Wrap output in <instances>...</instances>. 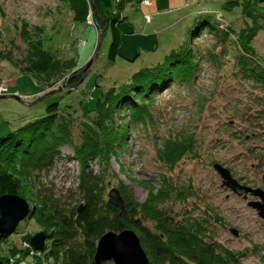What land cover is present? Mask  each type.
I'll use <instances>...</instances> for the list:
<instances>
[{"label":"rangeland","instance_id":"374dc122","mask_svg":"<svg viewBox=\"0 0 264 264\" xmlns=\"http://www.w3.org/2000/svg\"><path fill=\"white\" fill-rule=\"evenodd\" d=\"M224 1L183 0V6L166 8L172 0H158L164 10L155 12V6H141L137 0L127 2L121 11L115 9L114 0H102L108 17L120 16L116 27L121 44L110 62L111 26L103 28L91 6L89 23L73 20L67 0H0V84L6 86L0 95L10 96L0 98V138L43 117L53 102L65 111L59 112L64 118L71 113L72 143L61 144L51 165L26 182L30 210L39 207L36 194L49 204L81 207L77 187L82 165L73 146L83 143V133L96 128L98 95L129 83L133 73L157 66L172 49L186 43L197 56L195 78L159 87L147 103L150 116L145 123L130 124L123 146L107 157L90 160L88 168L102 176L106 201L112 187L140 205L151 197L171 226L197 228L217 253L233 252L237 264H264V219L247 205L256 198L248 194L244 198L221 186L213 168L219 163L242 184L264 189V86L245 75L241 65L250 60L258 64L255 59L241 55L235 35H223L228 25L237 31L247 25L239 9L221 11ZM259 4L264 5V0ZM146 13L151 22H145ZM200 14L204 17L196 21L199 28L190 34ZM255 25L259 27L250 47L258 68H264V13ZM23 33L56 58L73 59L81 68L79 80L74 83L68 76L72 68L61 69L63 74L50 80L26 71L28 47ZM123 119L127 114L121 113L116 123ZM137 219L155 230L156 222L143 211ZM43 229L35 218L27 217L0 241V253L19 264H52L28 244Z\"/></svg>","mask_w":264,"mask_h":264},{"label":"trees","instance_id":"16d2710c","mask_svg":"<svg viewBox=\"0 0 264 264\" xmlns=\"http://www.w3.org/2000/svg\"><path fill=\"white\" fill-rule=\"evenodd\" d=\"M67 1L74 13L73 20L85 22L88 6H91L94 17L101 20L103 28L110 24L112 36L107 56L110 62H114L121 44L120 31L116 27L120 20L118 13L108 17L102 0ZM130 1L132 0H121L115 4V9L121 11ZM260 2L262 0H225L221 6L222 12L234 13L239 9V13L243 15L242 20L247 23L238 31L228 25L229 29L226 28L223 35H235L241 55L255 59L258 64L259 60L250 47V41L259 27L255 25V20L258 16L263 17L264 5H258ZM201 15L195 17L197 19L192 24V29L190 28V34L199 28V25L197 28L195 26L196 21L204 17ZM209 16L206 19L213 15ZM23 36L28 47L26 71L50 80L53 76L59 78L63 74L61 69L72 68V75L68 76L73 78L74 83L79 80L77 76L81 68L75 65L73 59H58L44 49L38 40H30L25 33ZM197 63V56L184 43L178 49H172L164 62L153 68H142L131 75L129 83L98 95L94 108L97 112L96 128L90 133H83V143L73 146L76 158L82 165L77 187L82 197L80 211L76 207L49 204L50 200H42L40 194H36L39 207L29 211L30 216L49 235L42 255L50 259L52 264H94L93 255L99 237L106 231H120L124 228L136 230L150 264H237L238 259L233 252L228 251L225 256L217 253L212 245L203 240L197 228H189L184 224L171 226L166 214L156 209L155 200L151 197L148 202L140 205L132 196L123 193L125 208L120 212L104 199L101 193L102 176L88 168L90 160L107 157L115 148L123 146L130 124L145 123V118L150 116L147 103L152 101L159 87L173 81L189 83L195 78ZM258 64L254 60L241 61L244 74L264 86V68H258ZM61 111L64 110L59 103L53 102L46 107L43 117L27 122L0 138V195L17 194L25 198L28 193L26 182L30 177L51 165L61 144L72 143L68 117L71 113L67 112L64 118L59 113ZM121 113L127 114V120L123 119L117 124L116 119ZM184 142L186 144L187 141ZM190 147L189 143L188 149ZM186 150L185 145L184 151ZM180 154L181 152L178 156ZM162 195L159 197L165 196ZM140 210L156 222L154 231L143 226L137 219ZM3 238L0 236V241ZM18 262L0 253V264H19Z\"/></svg>","mask_w":264,"mask_h":264},{"label":"water","instance_id":"95a60500","mask_svg":"<svg viewBox=\"0 0 264 264\" xmlns=\"http://www.w3.org/2000/svg\"><path fill=\"white\" fill-rule=\"evenodd\" d=\"M6 97L10 96L0 95V98ZM213 168L221 178V186L230 189L237 195L244 194V198L247 194L255 197L256 200L248 201L247 205L255 209L258 216L264 219V189L242 184L232 176L227 168L219 163H214ZM107 196V202L122 212L125 208V201L120 191L112 187ZM80 209L81 207L78 208V211ZM29 211V203L24 197L17 194L0 195V236L5 237L11 234L22 220L30 216ZM231 232L234 235L238 234L234 229ZM48 237L45 231L32 235L28 243L31 251L38 254L42 253L45 250ZM93 261L94 264H103L108 261L113 262V264H150L148 255L141 245L139 235L131 228L104 232L96 243Z\"/></svg>","mask_w":264,"mask_h":264},{"label":"built area","instance_id":"2783aa9c","mask_svg":"<svg viewBox=\"0 0 264 264\" xmlns=\"http://www.w3.org/2000/svg\"><path fill=\"white\" fill-rule=\"evenodd\" d=\"M121 0H115V3H119ZM140 5L141 6H147L150 4V0H140ZM144 19L148 22L150 20V16L148 14L144 15ZM87 21H89V19L87 18ZM89 23H92L91 20L89 21ZM94 25V24H93ZM98 26V34L102 33V30L100 29L99 25ZM6 92V86L4 84H0V93H4Z\"/></svg>","mask_w":264,"mask_h":264},{"label":"crops","instance_id":"0c3cea01","mask_svg":"<svg viewBox=\"0 0 264 264\" xmlns=\"http://www.w3.org/2000/svg\"><path fill=\"white\" fill-rule=\"evenodd\" d=\"M175 4H179V5H175ZM183 5H184L183 0H172L170 6L166 7V8H175V6L180 7ZM152 6H155V8H156L155 12H160V11L164 10V9H162V7H160V5H158V0H155L154 3L151 2L150 5L147 7L151 8ZM146 14H148V13H146ZM145 22H147V21L145 20ZM148 22H151V20H149Z\"/></svg>","mask_w":264,"mask_h":264},{"label":"flooded vegetation","instance_id":"af4514ba","mask_svg":"<svg viewBox=\"0 0 264 264\" xmlns=\"http://www.w3.org/2000/svg\"><path fill=\"white\" fill-rule=\"evenodd\" d=\"M248 195H250V194H248ZM251 196V195H250ZM250 201V200H249Z\"/></svg>","mask_w":264,"mask_h":264}]
</instances>
